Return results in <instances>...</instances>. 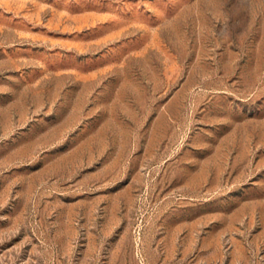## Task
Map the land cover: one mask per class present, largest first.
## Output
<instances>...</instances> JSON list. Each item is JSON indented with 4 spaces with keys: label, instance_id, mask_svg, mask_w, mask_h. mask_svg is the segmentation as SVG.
Returning a JSON list of instances; mask_svg holds the SVG:
<instances>
[{
    "label": "rangeland",
    "instance_id": "rangeland-1",
    "mask_svg": "<svg viewBox=\"0 0 264 264\" xmlns=\"http://www.w3.org/2000/svg\"><path fill=\"white\" fill-rule=\"evenodd\" d=\"M0 264H264V0H0Z\"/></svg>",
    "mask_w": 264,
    "mask_h": 264
}]
</instances>
